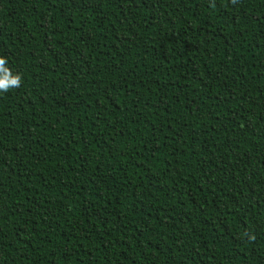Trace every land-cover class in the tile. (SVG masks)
I'll use <instances>...</instances> for the list:
<instances>
[{
    "label": "trees",
    "instance_id": "1",
    "mask_svg": "<svg viewBox=\"0 0 264 264\" xmlns=\"http://www.w3.org/2000/svg\"><path fill=\"white\" fill-rule=\"evenodd\" d=\"M0 57V264H264V0H0Z\"/></svg>",
    "mask_w": 264,
    "mask_h": 264
},
{
    "label": "clouds",
    "instance_id": "2",
    "mask_svg": "<svg viewBox=\"0 0 264 264\" xmlns=\"http://www.w3.org/2000/svg\"><path fill=\"white\" fill-rule=\"evenodd\" d=\"M7 61L0 57V92H7L12 88H18L21 84V75L13 74L8 67ZM254 239V237H251Z\"/></svg>",
    "mask_w": 264,
    "mask_h": 264
}]
</instances>
